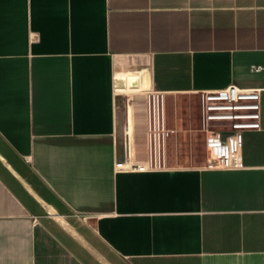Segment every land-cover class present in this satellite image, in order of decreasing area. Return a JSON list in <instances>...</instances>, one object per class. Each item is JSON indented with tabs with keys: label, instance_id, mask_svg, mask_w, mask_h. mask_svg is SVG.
I'll list each match as a JSON object with an SVG mask.
<instances>
[{
	"label": "crops",
	"instance_id": "1",
	"mask_svg": "<svg viewBox=\"0 0 264 264\" xmlns=\"http://www.w3.org/2000/svg\"><path fill=\"white\" fill-rule=\"evenodd\" d=\"M229 85L242 167L117 168L150 94ZM0 264H264V0H0Z\"/></svg>",
	"mask_w": 264,
	"mask_h": 264
},
{
	"label": "built area",
	"instance_id": "2",
	"mask_svg": "<svg viewBox=\"0 0 264 264\" xmlns=\"http://www.w3.org/2000/svg\"><path fill=\"white\" fill-rule=\"evenodd\" d=\"M260 68L256 67L258 71ZM199 131L204 135L207 153L206 168L242 167L241 140L243 132L261 128V93L257 89H243L229 85L222 89L200 91ZM163 95L152 93L148 96L149 135L152 149H161L166 130L164 114L161 111ZM164 139V140H163ZM117 168L130 171L157 169L149 162L118 163Z\"/></svg>",
	"mask_w": 264,
	"mask_h": 264
},
{
	"label": "rangeland",
	"instance_id": "3",
	"mask_svg": "<svg viewBox=\"0 0 264 264\" xmlns=\"http://www.w3.org/2000/svg\"><path fill=\"white\" fill-rule=\"evenodd\" d=\"M148 101V100H147ZM148 104V102H147ZM166 130L161 149H150L147 158L154 167H199L206 163L204 135L199 131V96L174 95L161 99Z\"/></svg>",
	"mask_w": 264,
	"mask_h": 264
}]
</instances>
